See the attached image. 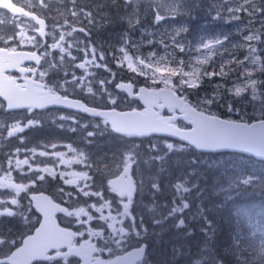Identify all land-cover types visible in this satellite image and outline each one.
Masks as SVG:
<instances>
[{
	"label": "snow or ice",
	"instance_id": "1",
	"mask_svg": "<svg viewBox=\"0 0 264 264\" xmlns=\"http://www.w3.org/2000/svg\"><path fill=\"white\" fill-rule=\"evenodd\" d=\"M21 0H17L13 3H0V10H6L0 12V52H10L13 57H18L14 63H11V67L18 69L19 73L22 74L23 84L17 83V81L11 77H6L9 85L15 92L0 89V96H3L7 100L6 107L8 109H16L26 107L31 110L33 107L43 108L45 104L39 102V97L30 96L28 93L31 89L41 90L40 95L44 96L43 89H47L46 98L53 105H65L70 108L79 109L85 113H90L93 117H103L104 125H109L111 131L116 133H122L126 136H147L150 133H160L167 130L169 136H178L180 140L186 141V144L175 145L172 142L165 140L152 141L146 145L149 152V156L145 158L139 151V146L135 143L131 144L127 148V155L121 153L119 159L116 157L112 158V162L109 165V172L112 175H116L120 181H123L129 175V171L132 165H135V174L143 176L140 171V164L147 160L152 161H164L168 154L175 151H187L189 148H194L200 151H220L222 149H232L241 152L253 153L258 157L264 158V0H231V3L235 4V7L224 6L223 11L229 14L232 20H239L238 13L241 11L245 12L249 17L247 24V31L249 34L244 35L242 40L246 43L239 44L241 50L246 49L245 56L243 59L239 57H233L225 65L222 61L217 63L212 61L210 67L209 58L205 57L204 60H198L197 63L205 65L202 72H189L184 71L181 68L179 71L177 68H168L165 74L164 70L159 67L153 68V63L156 62L155 58L157 53L155 51L143 54L139 51L140 44L132 39L128 33H124L121 36V46L117 48L119 55L112 54L113 61H119L120 66H123L124 61H127L126 68L131 73H137L140 77H145L143 83L144 87H139L140 81L133 76H129L130 83H116L115 87L123 91H126L128 95H132L134 85H137V96L134 99H139L144 102V112H136L133 110L132 113H120L116 111L119 107L118 98L108 89L101 88L100 94L103 96L107 94L108 104L111 106V111H98L96 108L87 107L86 105L77 101H71L68 99V89L64 88V84H68L75 91V87L84 88L86 87L87 93L93 96L96 93L93 92L91 82H87V76L81 75L77 77L75 73H72V79L69 81L64 80L61 83L58 80H52L50 83L54 85L53 88H49L47 84H44L46 76L50 72L52 73H63L61 67L65 63V54L71 56V61L75 62L77 57L72 55L70 51L71 44L68 47H64L59 43L53 42L49 45L52 49H59V59H48L50 55L47 49L41 55H37L36 51L18 52L13 44L19 45L23 42L20 37H23L24 33L18 30V25L25 23L24 20H17L16 16L29 18L28 22L35 21L32 25L34 31L39 32L41 36L45 35L43 27L45 25L44 19H39L31 9L39 6L41 9H47L52 11L48 0H35V3H26L25 7L29 10H25V7H18L17 4ZM53 3L60 5L56 7L55 11L58 15L63 16L64 12L61 8L65 9L68 14L73 18L72 23L83 24V19L88 21V32L85 31V27H80L79 32L85 34V38L89 40V43L81 44L79 38L74 43L76 44V50L83 52L82 63H74V67L85 70L87 65H94L97 68H104L111 72L113 78L116 77V73L112 72L108 68L107 63H98L97 56L100 61L105 60L103 50H97V47L91 46V40L89 33L91 29L95 27V20L97 16L102 19H110L107 13L103 9L109 6H116L118 0H92L91 3H83L81 0H53ZM146 5L141 11V5ZM15 6V10L13 9ZM67 5H71L68 8ZM123 6L130 11L127 13L125 19H127L130 30H135V26L140 23L143 15L148 11L152 12L154 22L159 23L160 21L170 20L177 15H186L187 9L184 8V0H123ZM217 12V18H223L220 8L215 9ZM7 13H11V16H7ZM52 32L49 34L52 36L53 41L57 39L56 24L57 21L54 17ZM260 23V29L255 28V23ZM68 24L67 19L60 24L63 27ZM7 25V29H5ZM37 25L39 27H37ZM71 27V25H69ZM187 26L181 25L179 28H173L171 33L165 31L163 37L159 41V44L165 46V49L172 47L179 49V52H185V41L186 37L183 33L187 32ZM77 31L76 28L72 27L71 31L67 33L68 36H72V33ZM30 40L36 41V37H29ZM59 41L65 40V35H58ZM228 35H224L223 39L219 37L213 38L208 43H204L203 38L201 39L202 47L211 51L214 46H220L227 50L225 41H228ZM167 41V43H166ZM152 40L148 41L151 45ZM37 47H42V42H36ZM218 50V49H217ZM131 53V54H129ZM42 56L44 57V64H41ZM91 56V60L88 57ZM163 60V58H160ZM24 60L34 61L35 64L29 66H22ZM55 60V63H54ZM247 61V63H245ZM174 63L183 65L184 68L189 66L190 61L184 59H177ZM248 64H251L253 68H257V71H249ZM227 67V71L225 70ZM139 68V71H138ZM145 70H148L147 72ZM148 72L151 74L149 75ZM34 77V78H33ZM216 77V80H213ZM175 78V79H173ZM205 78L208 81L209 87L212 88L211 92H204L201 97L197 95L195 103H190L188 100V90H198L201 85L204 84ZM103 86L106 81H96ZM111 83V80L107 81ZM157 83L164 85V88L158 89L153 87ZM231 85V86H229ZM75 86V87H73ZM63 90L64 94L60 95V91ZM179 93V95H177ZM232 99H227L228 96ZM250 97L253 103V112L247 113L242 108H235L233 106V99L245 98L242 100L246 102V98ZM124 97H119L120 101H123ZM31 101V102H26ZM163 101V103H161ZM178 102V103H177ZM217 106L223 107L227 113H238L240 115L239 120H234L231 117L222 119L213 109ZM5 105L0 103V110L4 109ZM168 107L171 112H175L177 109L182 113L183 120H186L193 127L191 131H184L183 128L177 127L175 116L163 117L159 114V111L154 109H163ZM129 116L138 117L136 120H129ZM109 117H115V119L109 120ZM60 119H67V117L60 116ZM256 121V122H252ZM38 119L27 120L25 127L38 126ZM25 127H21L19 123L12 124L11 130L0 128V139L3 138L4 133L8 137H12L18 132H23ZM87 127V124L84 125ZM99 128V124L96 125ZM76 129H72L75 131ZM107 130V129H105ZM96 133L88 131L86 138L95 136ZM162 146V147H161ZM55 147V145H53ZM71 148V145L68 146ZM35 150L33 149V152ZM16 154L20 152V149L15 150ZM157 153L156 156H151V153ZM40 155H47L42 152ZM56 156H63V153H53ZM13 156L9 153L5 156L4 161H0V171L11 172L14 168L19 169L21 164L28 165L29 160H16L15 165L12 164ZM83 156V153H81ZM5 162L7 167H5ZM194 163V161H193ZM119 164L121 167H116ZM31 167V166H29ZM91 167V163H89ZM112 168H116L112 172ZM161 166L160 171H163ZM39 172H47L50 176L55 179L56 173L51 169H36ZM96 174H100L103 177V172L100 171L99 165L96 169H93V175H89L87 171L79 174V179L83 180L84 186L79 188V191L84 197H94L96 202L90 204V209H94L95 213H99L100 219L115 221L116 216L108 217L103 216L105 209L112 207L109 203V198L104 196L100 188H95L96 181L94 179ZM193 174V173H190ZM106 179V177H105ZM151 180L152 195L155 196L160 192V186L158 178L148 177ZM44 175H37L32 178V184L37 181H44ZM65 184H74L75 180H65ZM107 184L111 186V191L117 193L120 198V204H122L123 211L121 212L117 207L115 210L118 215L123 218H127V225L119 228L113 224H107V228H111V232H106L105 226L101 225L100 230L81 228L78 231H70L67 228H63L66 233V240L63 243H53L46 247L40 248L36 240L38 234L41 231L42 223L39 227H34V224L38 221L31 215L34 211L33 202H35V210L40 212L44 220V204L41 202L40 196L31 195L27 204H21L20 193H28L30 185L24 182L13 183L11 176H7L4 181H0V189L11 191L0 192V218L9 217L16 218L22 225L21 231H14L12 228L0 229V264H32L34 260H43L49 262V264H79L80 260L83 264H129V258L131 256L142 257L145 252L146 244H142L137 251L129 253L126 256H116L115 259H102L104 253L115 255L119 250L126 249L130 243L135 241L141 243L143 238L147 236L148 230L144 227V219L139 218V225H137V218L131 214V206L134 203L133 194L139 192L143 194L145 188V178L138 179L130 183H118L117 180H108ZM104 185H102L103 187ZM249 187H259L264 189V172L259 175L256 172L250 175H244L240 178H235L229 181L227 187H222L220 192L225 193V201L234 198L233 194L239 195L242 190H246ZM173 203L168 207L167 215L160 219H153L155 224H162L168 218L175 217L176 228L186 227L185 219L181 215L186 209L190 207L189 201L191 200L193 191L196 192V196L199 197L201 192L198 190V185L195 183L187 184L186 181L179 182L172 185ZM60 192H64V189H60ZM66 195H71L67 193ZM11 197V199H8ZM179 201V203H176ZM87 203V202H86ZM99 204V206H97ZM59 207V212L65 214L67 217L80 218L84 217L80 223L87 225L94 220V215L90 213L89 208L80 207L76 211H70L67 207ZM12 206H15L13 209ZM167 207V205H163ZM153 208L157 207L155 203L152 205ZM217 207H221L218 205ZM206 210L203 207L202 202L198 204L195 215L190 216L189 219H202L206 227H201L200 231L204 233L205 239L195 255L192 254L191 249L187 247H174L172 251L171 261L172 264H176V261L183 258L186 264H225L224 259L216 251L215 246V226L211 220L208 219L205 214ZM58 225V224H57ZM59 226V225H58ZM252 228L251 235L260 234V241L257 245L255 242L250 244L248 247H242L239 242V237L233 241L230 246L231 254L235 260V264H264V225L257 226L254 224L249 225ZM34 231L35 235H27L28 232ZM193 234L191 229H188L186 235L191 236ZM88 235L95 238L100 242V246L94 243L92 239H85L79 246L74 242L77 237H84ZM27 236L25 239L24 237ZM53 250L54 254L49 255V250ZM62 249H66L63 250ZM79 258V259H74ZM167 264V262H165Z\"/></svg>",
	"mask_w": 264,
	"mask_h": 264
},
{
	"label": "rangeland",
	"instance_id": "2",
	"mask_svg": "<svg viewBox=\"0 0 264 264\" xmlns=\"http://www.w3.org/2000/svg\"><path fill=\"white\" fill-rule=\"evenodd\" d=\"M25 3V0H23ZM51 2H53V0H51ZM29 3H35V0L33 1H29ZM211 9H215V6L213 5V3L210 4ZM224 6H231V7H235V4L231 3V0H223L222 3H220L219 7L222 13L223 18L222 22L224 24V26L228 25V31L223 33L222 31H215L213 28H210L207 30V36L206 37H202L204 43H208L209 41L213 40V38L215 37H219L221 39H223L224 35H228L229 40L225 41V46L227 48V50H225L224 48H220V46H214V48L209 51L208 49H205L202 47L201 44V39L202 38H194V39H186L185 41V52H179V49L176 48H172L169 47L167 49H165V46L162 44H159V41L161 40V38L163 37V34L165 31L171 33L173 31V28H179L177 26V24L175 22H172V26L171 28L163 31V30H155V28H153L152 26H150L149 24H146V19L148 16H150V19H153V15L151 11H148L147 13H145L143 15V18L140 20V23L137 24L135 26V30H132L133 35H131L132 39H134L135 41H137L140 44V48L139 51L143 54H147L149 52L155 51L157 53V57L155 58V61L153 63V68L159 67L162 70H164L165 74L167 73V69L168 68H177V70L179 71L181 68H183L184 71H189V72H202L203 67L205 65H200L197 63L198 60L202 61L205 59V57L209 58V64L207 66L210 67L211 62L212 61H216L217 63L219 62H223L225 65L228 64V61L230 59H233V57H239L241 59L244 58L245 56V51L241 50L239 47H237V45L239 44H243L246 43L245 41L242 40V37L244 35L249 34L247 31V24H248V20L249 17L247 16V14L243 11H241L240 13H238L240 19L239 20H232L229 17V14L225 11H223V7ZM114 6H109L107 8V10L109 11L110 14H112L114 16V18L117 17L118 11L117 9L113 8ZM146 7V6H145ZM143 7V8H145ZM35 8V7H34ZM41 10V9H40ZM141 11L143 12V9H141ZM40 12H43L42 10ZM48 12V10H47ZM214 14H217L216 11H213ZM45 14V13H44ZM48 16L53 24V20L51 19L52 17L55 18V20L57 21L56 24V33H57V39L55 41H53L52 36L48 34V38H47V49L49 48L51 56L52 57H56L59 58V49H52L49 47L50 44H52L53 42L56 43H60L62 44V46L64 47H68L69 44H71V48L70 51L72 52L73 56H76L77 59L75 62L71 61V56H67L65 54V63L61 66L63 68V73H62V79H55L53 75H51V78H53V80H58V81H63L67 79V80H71L72 79V73H75V75L77 77H80L81 75H86L87 76V82H91V86L93 87V92L94 93H98L100 92L99 90L103 87L110 90L109 85L113 84V87L115 88V84L116 83H120L121 81H129L131 82L128 77L129 76H133L136 77L142 86H145V84L143 83V81L145 80V77H140L138 76L137 73H131L127 70L126 65H127V61H124L123 66H120L119 61H113L112 59V55H110V53L112 54H116L119 55V53L117 52V48L121 46V41H119V43H117V45H111L108 49L104 46H101L97 41H95V43H97V45L94 44V41H91V46L97 47V50H103L104 55H105V60L104 61H100L99 57L97 56V62L98 63H107L108 68L111 69L112 72L116 73V77L113 78L111 75V72L105 70L104 68H97L96 67V74L90 73L87 74L85 73V71H81L78 68H75L73 65L74 63H77V60L79 59L78 63H80V61H83V59L81 58V55H83V52H78L76 50V44L74 43V41L79 38V42L83 45L85 43H89L88 39H84V37L81 34H78L77 31L72 33V36H68L67 33L69 31H71L72 27L76 28L78 30V28H80V26L78 25H74L72 23L73 18L67 14L64 13L63 16L53 13H48ZM67 19L68 24H65L63 27L60 26L61 23H63V21ZM122 21V20H121ZM154 21V19H153ZM83 22L85 23V20H83ZM145 24L146 26L149 28V30L145 29ZM160 24H165L164 21H160L159 23H153V26L156 25H160ZM69 25H71V27H69ZM26 22L25 23H21L18 25V30H21L24 35L26 33H29V36H35L36 37V41H32V42H27L26 39H28L26 36L24 38H22L23 42L22 44L27 45L31 48L37 49L39 47L36 46V42L37 41H41V39L39 37H37V33L36 31L33 30V28H28L26 27ZM255 28L256 29H260V23L256 22L255 23ZM117 28H115L116 30ZM114 30V32H115ZM120 30V29H119ZM118 30V34L121 32H119ZM51 32H52V25H51ZM93 32V31H92ZM95 33V32H94ZM59 34H63L65 35V40L64 41H59L58 39V35ZM99 33L96 34V37L98 38ZM94 37V35H93ZM95 38V37H94ZM262 39H264V37H262ZM152 40L153 43L151 45L148 44V41ZM167 43V41H166ZM218 49V50H217ZM131 54V53H129ZM163 58V60H161L160 58ZM89 59H91V56L88 57ZM177 59H184L185 61H190L189 66L187 68H184L183 65H178L176 63H174L175 60ZM245 63H247V61H245ZM248 69L249 71H257L258 70V66L257 68H253V66L251 64H248ZM226 71L228 70L227 67L225 69ZM139 71V68H138ZM146 72L148 70H145ZM148 74L150 75L151 73L148 72ZM175 79V78H173ZM216 77H213V80H216ZM99 80H105L106 83L101 86L99 83H97L96 81ZM111 80V83H107V81ZM208 85V81L205 78V82L204 84H202L201 86H204L207 88L208 91H212V88L207 86ZM155 87H160V88H164V85L157 83L156 85H153ZM231 86V85H229ZM75 87V86H73ZM64 88L68 89V92L72 93V94H81V96H84L85 98H90L93 97L92 94H88L87 93V89L86 87L84 88H79V87H75V91H72V88L69 87L68 84H64ZM192 91V89H189L188 92ZM113 94L114 92L111 91ZM107 94H104V96H106ZM115 95V94H114ZM116 96V95H115ZM118 98V96H116ZM228 99H232V97L229 95ZM245 98H236L233 99V106L235 108H242L243 111L248 112V107L247 106H242L243 104L249 105L250 106V110L248 113H252L253 112V103L251 102V98L247 97L246 98V102L242 103V100H244ZM108 102V101H107ZM118 103L119 106H123L124 105V101H120L118 98ZM215 109V108H214ZM213 109V110H214ZM236 116H238V120L240 119V115L238 113H232ZM62 116V115H61ZM64 117H67V119H57V122L59 123V121L64 122L65 124L69 125L70 127L74 128L79 124V121L77 118L75 117H68L66 115H63ZM7 116L4 115L2 113V111L0 110V119L3 122V119H5ZM35 117H32L31 114H23V115H19L16 116V119L18 121H21L24 125V123L26 124V119H38ZM43 121H46V123L48 124L50 122V120L47 119L45 120L42 117ZM42 119H38L39 120V125L38 126H32V127H25V130L23 132H18L16 134H14L15 136H19L21 137L22 135H25V132H29L30 130H32L33 132H35L36 129L34 128H39L40 126H42ZM56 121V120H55ZM2 122H0V128L2 127ZM19 122V123H21ZM83 130H86L89 128V125H87V127H84V124H80ZM11 126V125H10ZM9 126V129L11 130V127ZM63 127V124H60V128ZM31 128V129H30ZM55 132V135L52 134V131L49 129L47 130V132L42 133V134H38L42 139H47V138H54V137H62V133H57ZM98 135H101L102 138H104L105 134H104V130L103 129H99V133ZM12 146L14 148V150L16 149H20V152L18 154H16V152L13 153V156L11 157L12 159V164L13 166L16 163V160H24V159H28L29 160V164L28 165H23L21 164L19 166V169H13L11 172H4V171H0V181H4L5 178L7 176H11L12 178V182L13 183H17V182H24L27 183L28 185H30V189L28 193H24L21 192L20 193V202L21 204H27L28 200H29V196L31 194H34L42 189H52L55 192L59 193L60 192V188H64V187H71L76 186V183L74 184H65L64 181L65 180H73V176L76 175L79 177L80 173H83L85 171H87L89 173V157L86 155L87 153L82 152L79 147L74 146V144H55V143H49L45 148L44 151H39L36 150L34 148V152H33V148H28L27 146H25L23 143L16 141V140H12ZM8 145V143H5V145ZM53 145H55V147H53ZM71 145V148H69L68 146ZM147 145V144H146ZM146 145L144 146V148L141 151H148L146 148ZM2 148V147H1ZM88 150V149H87ZM45 152L47 153V155H40V153ZM53 153H63L64 161L56 155H53ZM81 153H83V156H81ZM56 157H59V159H56ZM71 161V162H70ZM94 162H96V160H94ZM31 166V167H29ZM5 167H7V164L5 165ZM51 169L56 173L55 179H53L52 176H50L47 172H37L36 169ZM37 175H44L45 176V180L44 181H37L35 184H32V178L36 177ZM41 185V186H40ZM40 186V187H39ZM7 191H11L10 189L5 190V189H0V192H7ZM65 192V191H64ZM64 192H60L59 194H57L61 200L63 199V193ZM114 195V194H113ZM3 197H0V199H2ZM81 198L84 199V196L81 195ZM8 199H11V197H8ZM87 199V198H85ZM85 199L82 201V205H74V207L80 208V207H85V208H89L90 209V205L85 204ZM81 200V199H80ZM79 200V201H80ZM113 214L117 217L116 221H120V220H124V225H127L128 220L127 218H123L120 217L117 213V211L115 210L117 207L119 208V210L122 212L123 208H122V204H120V200L114 195L113 196ZM176 203H179V201H177ZM13 209H15V206H12ZM91 210V209H90ZM32 215V214H31ZM33 216V215H32ZM34 217V216H33ZM35 218V217H34ZM7 219H11L9 217H3L0 218V221L4 220L6 221ZM36 220V219H35ZM36 224V223H35ZM34 224V226H35ZM77 225L80 227H83L84 225H82L80 223V221L77 222ZM137 225H139V221L137 220ZM122 226V225H121ZM146 236L143 238V240L141 241V243H143V241L145 240ZM141 243H136L135 241H133L132 243H130L128 246H136L139 245ZM124 250V249H123ZM122 251V250H119Z\"/></svg>",
	"mask_w": 264,
	"mask_h": 264
},
{
	"label": "trees",
	"instance_id": "3",
	"mask_svg": "<svg viewBox=\"0 0 264 264\" xmlns=\"http://www.w3.org/2000/svg\"><path fill=\"white\" fill-rule=\"evenodd\" d=\"M202 1L184 0L187 14L177 15L167 20V27L172 25L171 22H175L178 27L186 25L188 30L183 33L186 39L206 37L208 26L215 31L221 28L226 30L225 28L228 26L220 25L219 22L212 20V17L210 20L205 19L204 15L207 10ZM114 7L118 11L117 17L113 16L114 27L117 29L114 28L115 32L112 34L116 38L119 35L118 30L124 28L123 19L126 14L123 13H126L128 9L123 6L121 0H118V4ZM195 96L194 93L191 95L193 104L196 101ZM225 112L219 107L217 114L222 119L231 117L229 114L225 115ZM7 152L10 153L11 150L5 148V154ZM166 162L165 178L161 182L160 192L153 196L150 184H147L149 192L144 193V190L143 194H139L136 200L138 206L134 210V216L138 220L140 217L144 219L149 233L147 238L150 250L148 263L165 264L167 262V264H172L171 256L174 247H187L191 249L193 255L197 253L205 239L204 233L200 229L206 226L202 219H189V217L195 215L198 204L202 202L206 210L205 214L216 229L214 242L217 253L224 259L225 264H235L233 256L226 253L230 252V246L237 237H239L242 247H248L253 242H258L257 236L251 235L253 230L249 225L253 223H256L257 226L264 225V189L249 187L242 190L239 195L233 194L234 198L228 201H225V193L220 192V189L226 188L232 179L250 175L253 172L259 175L264 172V164L237 155L207 156L192 150L190 151V160L189 156L183 154H179V156L171 154ZM222 164H224L223 170ZM183 175L189 176L188 180L191 182L197 181L195 184L198 185L201 195L197 197L195 191L192 193L190 209H186L182 215L186 227L176 228L174 226L175 217L168 218L164 225L159 227L153 222V219H160L167 215L168 207L173 203L172 183L182 178ZM153 203L157 207L153 208ZM163 205H167V207ZM218 205L221 207H217ZM188 229L193 232L191 236L186 235ZM176 264H186L185 259L177 260Z\"/></svg>",
	"mask_w": 264,
	"mask_h": 264
},
{
	"label": "water",
	"instance_id": "4",
	"mask_svg": "<svg viewBox=\"0 0 264 264\" xmlns=\"http://www.w3.org/2000/svg\"><path fill=\"white\" fill-rule=\"evenodd\" d=\"M5 2L6 1H4V0H0V3H5ZM13 9L15 10V6L14 5H13ZM17 16L20 17L19 14H17ZM43 30H44V33H45V25L43 27ZM38 34H39V32H38ZM41 37H44V35L41 36ZM17 59H19V58L18 57H13L10 52H0V89L7 90V91H10V92H15L16 91L15 89H12L11 86L9 85V83H8L6 77H5V73L8 72L9 68H12L10 66V64L14 63L15 60H17ZM27 62H29V61L28 60H24L22 62V66L25 63H27ZM117 91L120 92V93H125V94L128 95V93L126 91H123V90H121L119 88H117ZM40 93L41 92L37 91L36 89H31V91L28 93V95L38 97V95ZM128 96L132 100L140 101L142 103V105L145 107L144 102L142 100L134 99V97L137 96V95L134 94V88H133L132 95L131 96L128 95ZM0 97L2 99H5L3 96H0ZM26 102H31V101H26ZM39 102L46 105V107H43V108L34 107L35 109H38L40 111H44V110L49 109V108H63V109H66V110H75L77 112L84 113V114H86V115H88L90 117H93L90 113H85V112H83V111H81L79 109L70 108V107H67V106H65L63 104H61V105H53L52 103H50V101L47 98L39 99ZM164 108L169 110L168 107H164ZM26 109H28V108L21 107V108L10 109V110L11 111H22V110H26ZM108 112H110V111H108ZM95 118L104 119L103 117H95ZM111 119H115V117H109L110 121H111ZM136 119H139V118L138 117H134V116H129V120H136ZM181 119H183V118H181ZM190 126H192V125H190ZM155 134L159 135V136H166V137H169V138H173V139H176V140L181 141L183 143H187L186 141L180 140V138L178 136H176V137L169 136L167 134V130L164 131V132L155 133ZM149 135H147L146 137H148ZM204 152H209V153H222V152L243 153V154H246V155H249V156H254L258 160H264V158L258 157V156H256L253 153L241 152V151H236V150H232V149H222V150L216 151V152H212V151H204ZM117 182L118 183H120V182L130 183V182H133V180L131 178L129 180H125L124 179L123 181H120V179H117ZM36 196H40V195H36ZM134 196H135V193L133 194V197ZM39 199L44 204V209H43V211H44V220L42 221V225L43 226H42L41 231L38 234V237H37V240H36L37 244L39 245L40 248H43V247H46V246H48L50 244H53V243H63L66 240L67 237H66V233L64 232V230L58 226L59 224H58V222L56 220V217L61 214L59 212L58 205L54 204L52 202V200L46 195H43V196L39 197ZM33 207L35 209V202H33ZM36 212L43 218V216H42V214L40 212H38V211H36ZM51 252H53V250L50 249L49 250V254ZM135 252L136 251H133L131 253L134 254ZM144 257H145V252H144V255L142 257H137V256L133 255V256H131L129 258V264H137L138 262L142 261L144 259ZM38 262H47V261L34 260L32 262V264H36Z\"/></svg>",
	"mask_w": 264,
	"mask_h": 264
},
{
	"label": "bare ground",
	"instance_id": "5",
	"mask_svg": "<svg viewBox=\"0 0 264 264\" xmlns=\"http://www.w3.org/2000/svg\"><path fill=\"white\" fill-rule=\"evenodd\" d=\"M17 6L18 7H22V6H19V5H17ZM25 10L27 11L29 9L25 8ZM31 10L33 11L34 14H36V11H34L33 9H31ZM40 16H41V18H44L42 15H40ZM95 39H98L99 41H102L104 44L107 43V40L105 38H103V37H98V38L95 37ZM43 90H44V94L45 95L41 96L39 94L38 97L40 99H44L47 96V89H43ZM59 94L63 95L64 92L63 93H59ZM68 99L71 100V101H77L78 100L80 103H83L85 101L83 98L78 97L76 95H73V96H69L68 95ZM0 103H3L5 105L4 109H2L1 111H2V113H4L7 116L6 118H7V122L9 123V126L12 125V124H16V123L21 122V121H18L16 119V117L14 116V113L10 109H8L6 107V105H7V100L6 99H2L0 97ZM89 107H91V106H89ZM93 108H95V107H93ZM96 110H98V109L96 108ZM71 111L76 112L77 113V117L80 120H82L84 123L92 124V119L96 120L95 117H92V119H91L90 116H88V115H86L84 113H80V112H77L75 110H71ZM41 115L42 114H40L39 117L42 119ZM48 117L50 118V122L48 124L50 126V130L52 131L53 135H55V132H57V133L61 132L63 137L71 138L76 143H78L84 150L96 148L99 151H103V148H98L94 143H92L88 138H86L85 133L82 134L81 132H79L77 130L72 131V129H74V128L70 127L69 125L65 124L64 122L59 121V123H58L57 120L55 121L52 117H50V116H48ZM19 124H20L21 127H25V123H24V125H23L22 122L19 123ZM60 124H63L62 128H60ZM55 136H57V135H55ZM12 138L17 140V141H19V142H21V143H23L28 148L31 147L33 149L34 148L38 149L41 146V144H42V141L40 140V137L37 134V132H33L32 130H30L28 132V136L25 139H23V138H21L19 136H12ZM105 158H106L105 155H97L96 151H95L94 155L92 156L91 167L94 168V167H97V165H99V167L103 166V164L105 163ZM94 160H96V162H94ZM223 161H225V160H223ZM221 166H222V170H223L224 164H222ZM108 169L109 168L104 169V170H100L101 172H103V177L106 176V172H107ZM97 175L101 176L100 174H97ZM144 190L147 191V184H145ZM88 200L92 201V198L89 197ZM59 227L61 228V226H59ZM0 228L7 229V228H10V225L6 221L2 220V221H0ZM13 230L15 231V229H13Z\"/></svg>",
	"mask_w": 264,
	"mask_h": 264
},
{
	"label": "flooded vegetation",
	"instance_id": "6",
	"mask_svg": "<svg viewBox=\"0 0 264 264\" xmlns=\"http://www.w3.org/2000/svg\"><path fill=\"white\" fill-rule=\"evenodd\" d=\"M16 2H17V0H15V3H16ZM81 2H83V3H90V2H92V0H81ZM26 3H29V0H27L25 3H23V2L21 1V2L18 3V4L26 5ZM49 3L52 4V5H50V7H51L52 9H53V8H56V7H60V5H56V4H54L53 2H49ZM18 4H17V5H18ZM67 7H68V8H71L72 6H71V5H67ZM26 8H27V7H26ZM61 10H62L63 12H67V11H66L65 9H63V8H61ZM52 13H53V14H56L57 12L54 10V11H52ZM41 15L44 17V19L46 20L47 24L50 25V23H51L50 18H48V17H47L45 14H43V13H41ZM82 18H83V17H82ZM99 19H102V18H101L100 16H97V17H96V20H95V25H96V26L93 27V28L91 29V32L89 33L90 40L92 39V33H93L92 31L96 32L98 26H101V25H102V24H101V21H99ZM85 22H86V24L83 23V24H79V25H80V27H85V31L88 32V27H87V25H88V21L85 19ZM109 22H110V23H109ZM106 23H109V29L111 30V29H112V22H111V20H110V19H107V20H106ZM29 24H31V22H29ZM74 25H78V23H76V24H74ZM94 39H95V38H94ZM27 42L30 43V42H32V40H30V39L28 38V39H27ZM47 45H48V44H47V42H46V43L42 44V47H39V48H37V49L31 48V47H29V46H28V49H27V46H25V47H22L21 50H25V49H27V50H29V51H36V53H37L38 55H41V54L44 52V50L47 49ZM47 50H48V52L50 53L49 48H48ZM47 58H48V59H54V58H55V60H58V59H59V58H56V57H52V56H51V53H50V55H49ZM55 60H54V63H55ZM41 61H42V65H43V64H44V57H43V56H42ZM77 63H78V61H77ZM94 71H96V67H95L94 65H90V66H88V67L86 68V72H85V73L90 74V73H92V72H94ZM51 75H53L55 79H62V74L52 73V72H50V73L48 74V76H46L45 80L43 81V83H44V84H47L49 88H53V87H54V85H53L52 83H50V81L53 80V78H51ZM9 76L15 78V79L17 80V82H21V80H20L21 75H20L18 72H14V73H12V74L9 75ZM33 78H34V77H33ZM60 82L63 83V81H60ZM110 88H112V85H111V84H110ZM63 92H64L63 90L60 91V93H63ZM69 96H73V94L69 93ZM91 98H93V99L95 100V104H100V103L103 102L105 96H104V95L102 96L101 94H98V95H95V96H93V97H91ZM91 98H90V99H91ZM107 99H108V96H107ZM60 112H61V111H51L50 113H60ZM72 198H75V197L72 196V195L67 196V199H72ZM109 203L112 205V201H111V200H109ZM111 212H112V207L107 208V209L104 210V212H103V216H104V217H108L109 214H111ZM90 213L94 215V220H93L92 222H90L89 224H87V228H88V229L100 230V226H101V225H104V226H105V229H104V230H105L106 232H110V231L108 230V228L106 227V225L109 224V220H111V219H108V220L100 219L99 217H100L101 214H99V213H95V211H92V212H90ZM111 216H112V214H111ZM66 219H67V220H70V221H73V222H76V218H75V217H67ZM77 231H78V230H77ZM85 239H92L94 243H97V245L100 246V242H99L98 240H96L95 238H92V237H90V236H88V235H85L84 237H77V238H76V243H77V244L82 243V242H84ZM101 258H102V259H106V258H107V253H104L103 256H102Z\"/></svg>",
	"mask_w": 264,
	"mask_h": 264
}]
</instances>
